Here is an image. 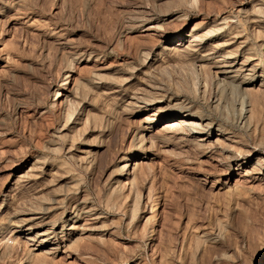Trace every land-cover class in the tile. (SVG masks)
<instances>
[{
    "label": "rangeland",
    "instance_id": "1",
    "mask_svg": "<svg viewBox=\"0 0 264 264\" xmlns=\"http://www.w3.org/2000/svg\"><path fill=\"white\" fill-rule=\"evenodd\" d=\"M263 261L264 0H0V264Z\"/></svg>",
    "mask_w": 264,
    "mask_h": 264
},
{
    "label": "bare ground",
    "instance_id": "2",
    "mask_svg": "<svg viewBox=\"0 0 264 264\" xmlns=\"http://www.w3.org/2000/svg\"><path fill=\"white\" fill-rule=\"evenodd\" d=\"M58 101H59V100H58ZM183 118H187V117L185 116V117H183ZM184 123H185L186 125L188 124L186 121H184ZM172 124H174V123H172ZM172 124H171V125H172ZM179 124H180V123H179ZM171 125H170V126H171ZM174 125H176V122H175ZM174 125H173V126H174ZM168 126H169V125H168ZM172 128H174V127H172ZM175 129H176V127H175ZM132 157H133V156H132ZM125 174H126V173H125ZM157 205H158V204H157ZM155 234H156V233H155ZM260 264H264V261L261 262Z\"/></svg>",
    "mask_w": 264,
    "mask_h": 264
}]
</instances>
